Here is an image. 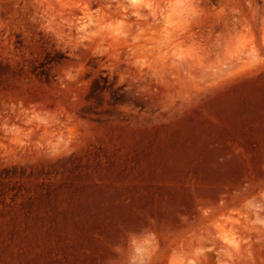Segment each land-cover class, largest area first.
Instances as JSON below:
<instances>
[{
	"label": "rangeland",
	"instance_id": "374dc122",
	"mask_svg": "<svg viewBox=\"0 0 264 264\" xmlns=\"http://www.w3.org/2000/svg\"><path fill=\"white\" fill-rule=\"evenodd\" d=\"M0 264H264V0H0Z\"/></svg>",
	"mask_w": 264,
	"mask_h": 264
}]
</instances>
